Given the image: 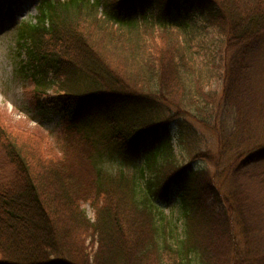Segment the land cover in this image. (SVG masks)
I'll return each instance as SVG.
<instances>
[{
	"label": "trees",
	"instance_id": "trees-1",
	"mask_svg": "<svg viewBox=\"0 0 264 264\" xmlns=\"http://www.w3.org/2000/svg\"><path fill=\"white\" fill-rule=\"evenodd\" d=\"M176 1L39 0L17 24L19 74L67 119L57 146L0 123V264H264V0H191L201 26ZM199 27L221 36L207 74Z\"/></svg>",
	"mask_w": 264,
	"mask_h": 264
},
{
	"label": "rangeland",
	"instance_id": "rangeland-1",
	"mask_svg": "<svg viewBox=\"0 0 264 264\" xmlns=\"http://www.w3.org/2000/svg\"><path fill=\"white\" fill-rule=\"evenodd\" d=\"M177 10H172L170 21L174 24L180 23L183 17L187 16L197 21L198 26L202 25V17L199 14L198 7L192 5L191 0H177ZM39 0H21L13 4L12 11L15 14V23L7 22L2 16L5 11L6 0H0V123H8L20 130L36 131L47 137L50 144L57 146L59 142L60 131L63 128L66 113L61 109L59 96L52 91H48L45 96L37 102L31 94V85L19 74L18 65L21 56L16 47L17 24L20 21L34 22L37 16V6ZM218 5V4H217ZM219 7V5H218ZM222 9L221 7H219ZM223 10V9H222ZM2 17V18H1ZM198 35L193 39L192 54L194 65L199 67L203 74L215 71L218 66L222 51L221 36L219 37L215 30L210 28L201 29L199 27ZM217 72V70H216ZM255 84L261 90H264V78H256ZM220 82L216 75L211 76L205 81L206 90L219 91ZM198 131L197 127H195ZM169 130L175 132L174 125ZM173 133V146L176 151L181 152V148L176 143L177 137ZM207 140H211L206 135ZM157 144V139L154 140ZM148 145L144 147V153ZM184 156V153L182 152ZM196 168V164H192ZM248 196L250 204L254 211L261 213L262 194L254 185L248 184ZM179 189L170 192L168 201L160 203V208L168 216L180 218ZM89 217H92L88 205L82 206Z\"/></svg>",
	"mask_w": 264,
	"mask_h": 264
}]
</instances>
